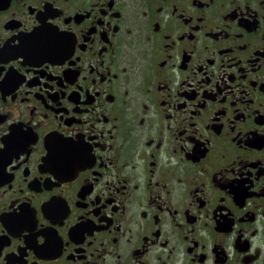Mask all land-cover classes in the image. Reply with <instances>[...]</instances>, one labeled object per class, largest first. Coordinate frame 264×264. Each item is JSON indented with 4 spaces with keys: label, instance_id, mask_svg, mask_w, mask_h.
<instances>
[{
    "label": "flooded vegetation",
    "instance_id": "obj_1",
    "mask_svg": "<svg viewBox=\"0 0 264 264\" xmlns=\"http://www.w3.org/2000/svg\"><path fill=\"white\" fill-rule=\"evenodd\" d=\"M0 144V264H264V0H0Z\"/></svg>",
    "mask_w": 264,
    "mask_h": 264
},
{
    "label": "snow or ice",
    "instance_id": "obj_2",
    "mask_svg": "<svg viewBox=\"0 0 264 264\" xmlns=\"http://www.w3.org/2000/svg\"><path fill=\"white\" fill-rule=\"evenodd\" d=\"M39 31V30H38ZM55 29H51V32H55ZM64 35V34H61ZM16 55H20V53H15ZM7 139V138H6ZM67 149L70 153H74L80 156H85L90 150L91 146L87 143H83L81 141H66ZM6 151L4 145L0 144V157L3 156Z\"/></svg>",
    "mask_w": 264,
    "mask_h": 264
}]
</instances>
